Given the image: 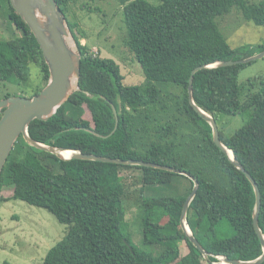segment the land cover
<instances>
[{
    "label": "trees",
    "instance_id": "obj_1",
    "mask_svg": "<svg viewBox=\"0 0 264 264\" xmlns=\"http://www.w3.org/2000/svg\"><path fill=\"white\" fill-rule=\"evenodd\" d=\"M56 1L82 55L79 90L51 119L33 121L30 137L84 154L167 165L190 178L134 165L63 160L31 147L21 137L2 174L0 203L21 200L47 209L68 225L67 234L43 264H213L219 262L217 256L240 261L260 258L264 247L253 224L254 186L215 144L211 125L190 102L189 82L198 67L247 59L264 51V42L232 48L217 22L237 7L245 21L264 28V2L160 0L154 5L148 0H118L124 11V44L147 79L145 84L128 86L119 63L96 55L77 36L79 24L70 19V13L81 0ZM4 8L12 37L0 36V82H29L35 65L42 81L34 97L48 84L49 67L36 37L10 0H0V11ZM250 64L198 71L193 98L218 125L221 115L253 110L250 120L233 135L219 128L223 144L260 188L259 224L264 235V76L249 80L252 91L242 101L239 76ZM9 97L5 94L0 100ZM114 107L119 126L109 136L116 126ZM87 110L92 121L85 118ZM128 171L138 172L142 180L144 240L147 245L163 246L159 255L136 246L128 231ZM191 178L200 186L186 221L208 257L181 225L184 205L195 187ZM180 179L189 182L183 191L176 185ZM4 187H13L10 199L2 196ZM183 243L189 250L185 256L181 255Z\"/></svg>",
    "mask_w": 264,
    "mask_h": 264
},
{
    "label": "rangeland",
    "instance_id": "obj_2",
    "mask_svg": "<svg viewBox=\"0 0 264 264\" xmlns=\"http://www.w3.org/2000/svg\"><path fill=\"white\" fill-rule=\"evenodd\" d=\"M148 1L154 5L160 3V0ZM249 2L260 4L264 0H249ZM5 9L0 11V36L8 40L12 37V31L10 33L8 29ZM70 19L79 24L76 34L83 45H88L96 55L114 59L120 64L125 76V85H142L147 82L140 63L124 44L126 35L124 11L118 0L78 1L71 8ZM217 22L232 48L255 46L264 42V28L245 21L237 7L219 17ZM16 33L18 34L17 31ZM70 41L76 47L75 41L73 39ZM31 69L32 77L29 82L23 84L13 80L0 82V96L11 94L12 97H32L42 81V74L35 65H32ZM263 76L264 58L252 62L241 71L239 84L242 87V101H245L252 91L249 80ZM253 113V110H248L237 116L221 115L219 127L226 135L231 136L250 120ZM85 118L92 121L88 110ZM125 175L128 176V191L125 199L126 220L131 239L140 249L159 255L164 247L147 245L144 240L143 211L140 207L143 183L140 175L136 171H128ZM180 180L176 185L179 186L180 191H183L189 186V182ZM12 192L13 187H4L2 196L10 199ZM67 232L68 225L60 223L47 209L29 205L21 200L3 201L0 203V264H43L48 252L64 238ZM188 252L186 244L183 243L181 255L185 256Z\"/></svg>",
    "mask_w": 264,
    "mask_h": 264
},
{
    "label": "water",
    "instance_id": "obj_3",
    "mask_svg": "<svg viewBox=\"0 0 264 264\" xmlns=\"http://www.w3.org/2000/svg\"><path fill=\"white\" fill-rule=\"evenodd\" d=\"M10 1L15 11L28 24L32 33L36 37L42 49L44 59L49 67L50 78L48 84L38 95L34 97L16 96L0 100V116H2L0 120V192L4 168L16 146V143L21 137H23L31 147L54 154L63 160L80 159L118 165H134L168 171L185 175L190 178L188 174L167 165L138 160L112 159L98 155L84 154L82 151L52 147L32 139L29 135V127L31 123L35 120L48 121L51 119L57 113L58 109L67 103L79 90V81L82 70V55L78 50L77 45L74 47L71 44L70 39L74 40V37L70 30L67 18L56 0ZM262 58H264V51L247 59L237 61H219L209 66L196 68L192 72L189 82V98L196 111L211 125L215 144L229 155L231 161L239 169H242L253 184L256 193L253 224L264 247V235L259 224L262 209V196L260 188L255 179L237 161L234 152L223 144L221 140L220 128L216 119L198 107L193 98L194 77L198 71L205 68L249 64ZM113 109L116 116V126L114 131L109 136H112L119 126L117 109L115 107ZM64 151H72V157H63L62 153ZM230 152L233 154L232 157L230 156ZM191 179L194 181L195 187L184 205L181 216V225L189 235L190 241L193 245L201 253H203L205 257H208L209 253L193 236L186 221L190 204L194 200L200 186L197 179ZM223 259L226 264H263L264 253L255 261L230 260L226 257H223Z\"/></svg>",
    "mask_w": 264,
    "mask_h": 264
},
{
    "label": "bare ground",
    "instance_id": "obj_4",
    "mask_svg": "<svg viewBox=\"0 0 264 264\" xmlns=\"http://www.w3.org/2000/svg\"><path fill=\"white\" fill-rule=\"evenodd\" d=\"M62 155H63V157H65V158H70V157H72V155H73V152L72 151H64L63 153H62ZM230 155H231V157L233 156V154L230 152Z\"/></svg>",
    "mask_w": 264,
    "mask_h": 264
},
{
    "label": "built area",
    "instance_id": "obj_5",
    "mask_svg": "<svg viewBox=\"0 0 264 264\" xmlns=\"http://www.w3.org/2000/svg\"><path fill=\"white\" fill-rule=\"evenodd\" d=\"M216 258L219 260V262H216V263H213V264H226V263L224 262V259H223L222 256H217Z\"/></svg>",
    "mask_w": 264,
    "mask_h": 264
},
{
    "label": "crops",
    "instance_id": "obj_6",
    "mask_svg": "<svg viewBox=\"0 0 264 264\" xmlns=\"http://www.w3.org/2000/svg\"><path fill=\"white\" fill-rule=\"evenodd\" d=\"M87 114V113H86Z\"/></svg>",
    "mask_w": 264,
    "mask_h": 264
}]
</instances>
